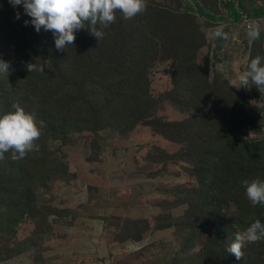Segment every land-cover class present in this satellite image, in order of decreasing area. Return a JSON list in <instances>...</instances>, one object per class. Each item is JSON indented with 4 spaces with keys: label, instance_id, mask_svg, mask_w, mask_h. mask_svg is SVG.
<instances>
[{
    "label": "rangeland",
    "instance_id": "374dc122",
    "mask_svg": "<svg viewBox=\"0 0 264 264\" xmlns=\"http://www.w3.org/2000/svg\"><path fill=\"white\" fill-rule=\"evenodd\" d=\"M146 4L131 19L117 11L100 41L85 27L60 51L23 5L0 0V60L10 62L0 78L14 73L18 42L21 54L32 43L34 59L67 65L60 88L79 82L113 121L93 128L74 109L75 131L48 140L46 166L28 152L0 176V264H264V240L240 260L226 251L264 223L243 185L264 181V95L232 86L248 46L228 45L243 12L260 25L248 64L264 63V0ZM67 102L59 90L49 105Z\"/></svg>",
    "mask_w": 264,
    "mask_h": 264
},
{
    "label": "clouds",
    "instance_id": "9594fccd",
    "mask_svg": "<svg viewBox=\"0 0 264 264\" xmlns=\"http://www.w3.org/2000/svg\"><path fill=\"white\" fill-rule=\"evenodd\" d=\"M8 2L13 8L23 5L25 14L31 17L30 23L37 32L41 28L51 31L55 37V46L60 51L74 43L78 30L87 27L90 34L100 41L105 35L104 29L115 23L117 11L122 13L124 19H131L145 11L147 7L146 0H8ZM16 18H20L19 12L16 13ZM24 23L27 25L29 21L26 20ZM215 35L221 36L222 31L218 29ZM259 36L260 25H250L248 31L250 42ZM248 54L244 59L246 65L244 72L230 83L237 88L249 85L250 92L251 83L261 95H264V63L258 56L248 64ZM9 68L10 62L0 60V73H8ZM27 69L30 72L35 70V64H28ZM12 107L14 111L0 115V161L5 159V153H11L12 161H19L25 158L28 152L38 150L36 141L41 136L43 122L38 124L35 116L26 112L19 104ZM243 185L246 197L253 206L264 205V181L244 180ZM262 240L264 223L257 220L245 231L236 232L226 251L240 260L244 257L242 248L246 243Z\"/></svg>",
    "mask_w": 264,
    "mask_h": 264
},
{
    "label": "trees",
    "instance_id": "16d2710c",
    "mask_svg": "<svg viewBox=\"0 0 264 264\" xmlns=\"http://www.w3.org/2000/svg\"><path fill=\"white\" fill-rule=\"evenodd\" d=\"M229 30L231 29L229 28ZM245 35L246 32H240V38ZM254 42L255 40L253 45ZM17 45L18 51L15 52V57L13 56L12 60L15 63L14 73L10 77L6 76V82L0 78V115L14 111L12 106L19 104L26 112L35 116L38 124L41 121L43 122L41 136L36 141L38 150L31 152L36 153L35 156L40 158L43 166H46L47 157H50L45 151V147L49 144L48 140L65 139L70 132L75 131L73 126L74 109L81 111L87 123L92 125L93 128L104 126L105 121L109 124H112L113 121L108 116L109 111L103 113L97 108L92 99L85 96L87 89L79 82L75 84L74 88L68 90L58 86L59 76L67 70V65L62 62V57L54 54H39L38 58L34 59L35 57H32L29 53L33 48L32 43V48L22 54L21 42H18ZM18 54L20 58L24 59L16 57ZM28 64H35V70L28 71ZM59 90L68 102L62 104V107L58 109L50 106L49 102L56 97ZM10 96H12L10 103L4 105V99ZM26 105H30V107L27 108ZM12 163L11 153H5V159L0 161V176L3 182L11 175Z\"/></svg>",
    "mask_w": 264,
    "mask_h": 264
},
{
    "label": "built area",
    "instance_id": "2783aa9c",
    "mask_svg": "<svg viewBox=\"0 0 264 264\" xmlns=\"http://www.w3.org/2000/svg\"><path fill=\"white\" fill-rule=\"evenodd\" d=\"M237 25L242 31L246 32V35L240 38V31L239 28H233L234 33L232 34V37L229 41V46L232 47L236 43L240 44L242 46V50L245 51L247 48V54L250 52V50L253 48V41L250 42V39L248 37V31H249V26L251 24V20L246 16L245 19V14L241 12V16L239 18V21L235 24ZM255 43V42H254ZM249 86V85H248ZM250 91V90H249Z\"/></svg>",
    "mask_w": 264,
    "mask_h": 264
}]
</instances>
